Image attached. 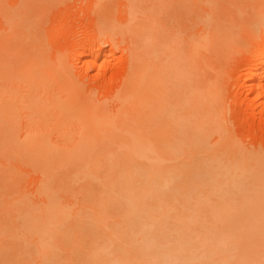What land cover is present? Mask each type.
<instances>
[{
	"label": "bare ground",
	"instance_id": "6f19581e",
	"mask_svg": "<svg viewBox=\"0 0 264 264\" xmlns=\"http://www.w3.org/2000/svg\"><path fill=\"white\" fill-rule=\"evenodd\" d=\"M43 1L0 10V264H264V154L242 148L208 74L237 12L206 0L193 36L187 0H126L116 28L103 7L101 35L131 39L109 110L48 58Z\"/></svg>",
	"mask_w": 264,
	"mask_h": 264
},
{
	"label": "rangeland",
	"instance_id": "374dc122",
	"mask_svg": "<svg viewBox=\"0 0 264 264\" xmlns=\"http://www.w3.org/2000/svg\"><path fill=\"white\" fill-rule=\"evenodd\" d=\"M16 1L0 0V10L4 6H13L19 3L20 0ZM45 1L42 5L48 11L43 10V15L46 16L41 18L43 22L41 20L40 29L42 30L44 45L47 48L48 58L52 60V64L54 60L64 62L72 72V76L78 85L90 93L93 99L104 104L107 103L108 105H105L108 108L110 107L109 110L113 109L116 95L125 81L128 68V54L126 51L129 45L127 43L131 39L126 36H116L117 38L115 37V40L112 41L103 37L100 21L104 19L105 14V17H108L107 19L112 22L110 27H121L126 21V0H112L110 2L108 0ZM210 1L213 2L216 11L221 12V14H217L221 16L222 21L226 18L231 19L234 16L233 18L237 17V20L239 18L241 23L236 28L235 38L231 40L227 47L221 48L220 42L210 45L211 47L216 46V48L214 49L215 52L213 51L214 53L210 55L213 68L210 69L212 71L208 74L215 78V82L220 89L218 90L221 94V100L227 107L226 117L229 125H231L230 128L233 129L231 130L235 138L238 139L243 149L264 154V70L257 80L251 78V74H254L256 67L260 66L262 62L254 56L256 52L264 51V16L257 10L263 8L254 5L255 0H248V2L247 0ZM188 2L192 4V8L189 7L190 5H186L188 11L185 9L191 18V21L186 18L188 14L185 12V20L188 19L191 23L188 25H191L190 27L187 26L188 31L193 36H198L203 32L205 26L206 11L213 10L212 4H209L206 0H187L186 3L188 4ZM105 5L108 9H105ZM103 7L106 10L105 13ZM235 7L237 8L235 9ZM191 11L193 15L196 12L197 17L192 16ZM107 14L109 15L107 16ZM226 14H228L227 17ZM230 14L233 16L229 17ZM196 19H198L199 25ZM188 20L185 23H188ZM1 23L0 12V27ZM118 40L120 43L123 42L122 45H118ZM100 47L104 48L103 52H105L100 55L98 61L91 64L93 52ZM259 90L261 94L258 96ZM29 184H33L32 187H29L32 191L35 187V181L32 179L27 183V185ZM157 235L163 236L165 233H157ZM166 246L168 245L163 241L162 247ZM141 248V245L110 247L111 250H132L133 252L142 251Z\"/></svg>",
	"mask_w": 264,
	"mask_h": 264
}]
</instances>
